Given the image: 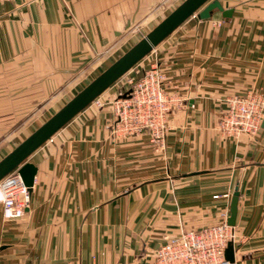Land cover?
<instances>
[{
	"label": "crops",
	"instance_id": "crops-1",
	"mask_svg": "<svg viewBox=\"0 0 264 264\" xmlns=\"http://www.w3.org/2000/svg\"><path fill=\"white\" fill-rule=\"evenodd\" d=\"M183 1L0 0V127L18 122L8 112L20 102L34 113L114 62ZM218 1L230 16H190L125 73L157 60L178 96L164 148L147 132L111 136L110 101L128 89L112 84L98 96L109 102L27 158L37 173L24 217L0 204V264H153L165 237L229 213L236 188L235 264H264V126L238 141L217 128L227 97L264 95V0Z\"/></svg>",
	"mask_w": 264,
	"mask_h": 264
},
{
	"label": "built area",
	"instance_id": "built-area-1",
	"mask_svg": "<svg viewBox=\"0 0 264 264\" xmlns=\"http://www.w3.org/2000/svg\"><path fill=\"white\" fill-rule=\"evenodd\" d=\"M166 81L159 63L153 61L130 90L112 101L114 118L108 127L112 137H134L147 132L156 149L164 148L169 115L180 101L178 96L167 90ZM93 102L102 105L99 97ZM224 103L225 109L217 123L220 133L236 141L242 135L255 137L264 117V95L254 92L234 94ZM29 203L28 187L15 168L0 179L3 216L21 219ZM228 217V210H224L216 224L182 230L165 237L153 253V264H232L226 259L225 250L229 243L234 244L236 229L235 225L227 223Z\"/></svg>",
	"mask_w": 264,
	"mask_h": 264
},
{
	"label": "water",
	"instance_id": "water-1",
	"mask_svg": "<svg viewBox=\"0 0 264 264\" xmlns=\"http://www.w3.org/2000/svg\"><path fill=\"white\" fill-rule=\"evenodd\" d=\"M214 10L220 11L223 17H228L231 13V9L224 10L218 0H184L181 2L174 10L155 25L145 37L125 51L57 112L33 131L25 140L5 155L0 160V179L17 168L30 193L33 188L37 167L33 163L27 161V158L35 150L48 141L80 111L86 108L106 89L139 63L153 48L160 44L186 19L195 14L197 18L207 20L211 18ZM261 126H264V117ZM238 198L239 191L238 188H236L231 197L229 206L227 223L230 225H235ZM225 256L232 264H235L233 243L228 244L225 250Z\"/></svg>",
	"mask_w": 264,
	"mask_h": 264
},
{
	"label": "rangeland",
	"instance_id": "rangeland-1",
	"mask_svg": "<svg viewBox=\"0 0 264 264\" xmlns=\"http://www.w3.org/2000/svg\"><path fill=\"white\" fill-rule=\"evenodd\" d=\"M167 15H168L167 13L163 14L162 19L164 17H166ZM159 20H160V18L157 20L158 23L161 21V20L160 21ZM157 22H156V25L158 24ZM152 28H150V29L145 28L142 30H138L137 31V40L139 41L143 37H145L152 30ZM121 55H122V53H121ZM154 61H156V60H154ZM111 63L112 62H107L105 64H102L100 66L99 70L97 72H95V74L87 77L84 80V82H82L81 84H77V85L73 84V86H68V87L64 88V90L61 93H57L55 95H52L51 100H49L48 103L42 104V106H44V107H42L43 109L41 108L40 110H36V111H34V113L32 111H28V110H25V111L22 110L21 111V107L23 106V102H20V109L10 110L8 112V114L12 116L13 122L15 120L16 114L19 115V113H20V116H19V120L16 124L6 125V126L0 127V160L5 155L8 154L7 153L8 151H12L18 144H20L23 140H25L33 131H35L48 118H50L55 112H57L64 104H66L72 97H74L83 87H85L89 82H91L97 75H99ZM137 65H138V63H137ZM150 65H151V63L148 65L147 68H144V70L148 69ZM138 66H140V65H138ZM144 70H142V71L144 72ZM163 72H164V70H163ZM125 75H123L121 78H119L115 82V85L117 84L118 87H123L126 85V87H128V89H127V91H128L131 89V87H132V85L136 79L134 80L133 78H129L127 80V75L126 76ZM124 92H126V91H124ZM104 95H106V93L103 94V96ZM119 96L120 95H118V97ZM112 101H110V103ZM101 102H102V105H105L106 102H109V99L101 98ZM95 105H97V104H95Z\"/></svg>",
	"mask_w": 264,
	"mask_h": 264
}]
</instances>
